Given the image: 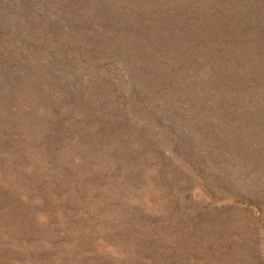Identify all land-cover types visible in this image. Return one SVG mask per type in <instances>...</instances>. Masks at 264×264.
Masks as SVG:
<instances>
[{
    "label": "rangeland",
    "instance_id": "obj_1",
    "mask_svg": "<svg viewBox=\"0 0 264 264\" xmlns=\"http://www.w3.org/2000/svg\"><path fill=\"white\" fill-rule=\"evenodd\" d=\"M0 264H264V0H0Z\"/></svg>",
    "mask_w": 264,
    "mask_h": 264
}]
</instances>
